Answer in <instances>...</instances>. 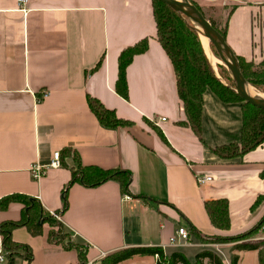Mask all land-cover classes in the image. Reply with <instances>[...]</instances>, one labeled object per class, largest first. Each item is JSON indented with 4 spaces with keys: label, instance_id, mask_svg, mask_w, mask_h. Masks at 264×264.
Listing matches in <instances>:
<instances>
[{
    "label": "crops",
    "instance_id": "crops-1",
    "mask_svg": "<svg viewBox=\"0 0 264 264\" xmlns=\"http://www.w3.org/2000/svg\"><path fill=\"white\" fill-rule=\"evenodd\" d=\"M191 1L227 12L231 48L255 66L262 64L264 27L254 21L264 0ZM143 38L149 47L127 67L125 98L117 92L119 55ZM89 96L133 124L104 126ZM186 120L173 63L157 39L153 0H27L22 7L19 0H0V201L23 194L57 213L78 164L131 172L129 199L116 180L95 187L76 182L68 190L69 207L60 221L89 246L88 264L135 246H161L167 255L181 251L194 261L201 250L213 249L164 247L178 227L193 226L202 237L234 236L262 219L264 145L230 160L211 149L240 141L242 103L223 102L207 89L201 138L181 124ZM55 152L61 164L49 167ZM34 163L45 165L40 179L31 174ZM198 175L214 179L199 184ZM216 199L229 203L228 229L211 221L206 202ZM23 207L12 202L0 208V223L20 220ZM48 231L46 225L36 235L26 226L13 230V239L33 252L31 261L20 256L16 264H79L77 250L51 243ZM1 244L0 234V251ZM246 253L259 262L258 250H242L238 264Z\"/></svg>",
    "mask_w": 264,
    "mask_h": 264
},
{
    "label": "trees",
    "instance_id": "trees-1",
    "mask_svg": "<svg viewBox=\"0 0 264 264\" xmlns=\"http://www.w3.org/2000/svg\"><path fill=\"white\" fill-rule=\"evenodd\" d=\"M154 15L157 25V39L170 57L177 80V89L187 120L181 122L190 126L199 138L202 131V112L204 105V93L211 89L223 102H241L243 110L242 134L240 141L219 145L211 148L212 151L223 159L242 158L246 153L264 145V109L259 108L244 101L237 93L233 78L229 76L231 83L225 84L220 78V73L228 72L222 64H217L218 72L212 61L209 59L202 40L201 31L197 25L185 14L175 10L167 3L160 0H153ZM198 7V6H197ZM199 8V7H198ZM200 9V8H199ZM211 23L227 39V29H220ZM149 39L143 38L137 43L124 48L119 55V77L117 81V92L128 98L127 75L128 65L137 54L147 51ZM211 51L216 56L220 54L210 44ZM237 55V54H236ZM241 71L248 83L264 92V61L257 67L252 62L246 61L242 56L237 55ZM230 72V71H229ZM231 74V73H230ZM89 106L99 118L100 122L107 127L130 126L132 121L117 116L114 110L103 105V103L92 96L88 97ZM155 126V125H154ZM158 130V129H157ZM159 136L166 141L165 136L158 130ZM79 156L76 160L79 162ZM116 180L121 184L122 192L129 194L131 172L122 169H103L97 166H82L78 164L72 171L70 182L62 191L63 208L59 215L69 207L68 190L76 182H80L87 187H95L106 181ZM12 202L23 204V214L20 220H8L0 223V234L2 236L1 250L6 252L7 264H16V259L20 256L26 257L29 261L33 258L31 247L16 242L13 239V230L26 226L33 234H41L44 224L56 226L55 216L41 205L39 199L23 194H12L5 196L0 201V208L6 209ZM207 211L212 223L221 229L230 227L229 203L226 199H216L206 202ZM41 220L44 222L41 223ZM58 232L52 228L48 231V239L51 243L62 245L66 249L75 248L78 252L79 264H88L89 246L71 241V234L68 233L64 225L59 223ZM264 229V216L249 230L234 236H208L202 237L195 227L190 226V232L201 240H211L212 242H237L234 249L258 250L259 263L264 264V240L259 242L242 241L253 234ZM57 237L56 241L51 238ZM69 239V240H67ZM159 255L156 264H206L208 259L212 264H238L239 254L234 253L230 262L226 263L213 250L204 249L196 254L195 260H190L183 252L174 251L167 255L161 246H135L127 247L105 256L106 264H117L130 259L136 255L155 256ZM1 264V263H0Z\"/></svg>",
    "mask_w": 264,
    "mask_h": 264
},
{
    "label": "water",
    "instance_id": "water-1",
    "mask_svg": "<svg viewBox=\"0 0 264 264\" xmlns=\"http://www.w3.org/2000/svg\"><path fill=\"white\" fill-rule=\"evenodd\" d=\"M175 10L185 14L200 29V31L209 39V44H213L218 53L220 60L226 65L234 80L237 93L250 104L264 109V96L252 95L249 92L251 84L247 82L241 71L239 60L236 53L231 48L227 39L211 23L204 13L190 0H160Z\"/></svg>",
    "mask_w": 264,
    "mask_h": 264
},
{
    "label": "rangeland",
    "instance_id": "rangeland-1",
    "mask_svg": "<svg viewBox=\"0 0 264 264\" xmlns=\"http://www.w3.org/2000/svg\"><path fill=\"white\" fill-rule=\"evenodd\" d=\"M191 1V0H190ZM192 2V1H191ZM194 3V2H193ZM195 4V3H194ZM197 5V4H196ZM199 8H200V10L204 13V15L210 20V21H212L213 23H215V25L216 26H218L220 29H224V26H225V24H226V21H227V19H228V14H227V12L226 13H224L223 12V9H221L220 7H207V6H205V7H200L199 5H197ZM258 17H259V19H261V20H258L257 21V23L260 25V23L262 22V25H263V17H262V15L261 14H258ZM200 38H201V35H200ZM202 40V39H201ZM203 43V42H202ZM209 50L211 51V48H209ZM206 51V50H205ZM207 53V52H206ZM211 53L215 56V57H217L218 59H220L218 56H216V54L213 52V51H211ZM207 55H208V57H209V59L211 60L212 58H211V56H210V54H208L207 53ZM212 63H213V65L216 67V70H217V72H218V68H217V64H222L226 69H227V71H228V68L226 67V65L221 61L220 63L219 62H214L213 60H212ZM219 74V76H220V78L222 79V81L225 83V84H228V83H231L230 82V80H229V76L231 77V79H232V75L230 74V72L228 71V72H225V73H223V76L220 74V73H218ZM251 86H253V85H251ZM254 88H256L255 86H253ZM257 89V91L259 92V93H261L262 94V96H264V92L262 91V90H260V89H258V88H256ZM55 216V215H54ZM54 220H55V222H56V224H58L59 225V223H60V219H58L56 216H55V218H53ZM41 223L43 224L44 222L41 220ZM44 225H46L47 226V228H49V230H50V228H52V230H54L56 233L58 232V230H59V228H58V225H56V226H51L50 227V225L47 223V224H44ZM43 225V226H44ZM189 230V229H188ZM189 232H190V230H189ZM190 234H191V242L193 243L192 245H189V246H195L194 247V249L195 250H199V249H202V248H211V249H213V250H215L216 252H217V254H219L220 256H223L222 258H223V261L225 262V259L228 257V256H230L231 255V257L233 256V254L234 253H239V251H237V250H235L233 247H234V245L237 243V242H234V241H231L230 242V244H228V247H226L223 243L224 242H216V241H214V242H212L211 240H206V239H204V240H201V239H199V240H196L195 238H193L192 237V233L190 232ZM73 234H71V238H70V240L71 241H75V242H77V243H80L81 244V242L80 241H78L77 239H75V238H73V236H72ZM208 237V236H207ZM264 232L263 231H259L258 233H256V234H253L252 236H250V237H248V238H246V239H244V240H242V241H249V242H259V241H262V240H264ZM204 238H206V237H204ZM52 240H55L56 241V239H57V237L54 235V237H52L51 238ZM67 240H69V239H67ZM226 243H228V242H226ZM225 243V244H226ZM202 244V245H201ZM213 244V245H212ZM229 253H230V255H229ZM155 257V256H154ZM226 257V258H225ZM155 259H156V257H155ZM142 259H135V257L133 258V259H129V260H125V261H123V262H120V263H118V264H138V262L139 263H141V264H155V262H154V260H152V259H149V260H151V261H145V262H143V261H141ZM208 260V259H207ZM229 260H231L230 258H229ZM107 263V260H105V259H101V260H99V262L98 263H95V264H106ZM228 263V262H227ZM206 264H212V263H210L209 262V260L207 261V263ZM241 264H259V262H258V258H257V255H256V257H253V255H252V253H246V255L244 256V259H243V262L241 263Z\"/></svg>",
    "mask_w": 264,
    "mask_h": 264
},
{
    "label": "built area",
    "instance_id": "built-area-1",
    "mask_svg": "<svg viewBox=\"0 0 264 264\" xmlns=\"http://www.w3.org/2000/svg\"><path fill=\"white\" fill-rule=\"evenodd\" d=\"M27 0H19V5H24L26 4ZM24 9V8H23ZM262 17H263V25H262V22L260 23V26H263L264 27V10H263V13L261 14ZM258 20H261L259 19L258 15L255 16V24L259 25L257 23ZM263 61H264V57H263ZM47 95V92H45L43 94V96H46ZM163 120H166V117H163L162 118ZM60 152H55L54 155H53V159H52V162L48 165L49 167H59L60 166ZM45 165L43 164H40V163H34L32 166H31V174L33 176V178L35 179H40L42 178L45 173H46V170H45ZM214 178L213 176H210V175H198L197 176V181L199 184H204L208 181H212ZM125 198L129 199L130 196L128 194H125ZM51 213L53 215H55L58 219H60V215L57 214L56 212H53L51 211ZM264 238V237H263ZM193 243L191 242V234L188 230L187 227H184V226H180L176 229V233L171 236L169 238V241L167 244L164 245V247L166 246H189V245H192ZM156 257V260L159 258V255L156 254L155 255ZM6 252L5 251H0V263H4L6 261Z\"/></svg>",
    "mask_w": 264,
    "mask_h": 264
},
{
    "label": "bare ground",
    "instance_id": "bare-ground-1",
    "mask_svg": "<svg viewBox=\"0 0 264 264\" xmlns=\"http://www.w3.org/2000/svg\"><path fill=\"white\" fill-rule=\"evenodd\" d=\"M201 39H202V42H203V46H204V48H205V50H206V52L208 53V54H210V56H211V61L213 60L215 63L216 62H221V60L220 59H218L217 57H215L212 53H211V51L209 50V48H210V44H209V39H208V37H206L202 32H201ZM249 92L252 94V95H255V96H257V95H261L262 96V94L261 93H259L258 91H257V89L256 88H254L253 86H251L250 88H249Z\"/></svg>",
    "mask_w": 264,
    "mask_h": 264
}]
</instances>
